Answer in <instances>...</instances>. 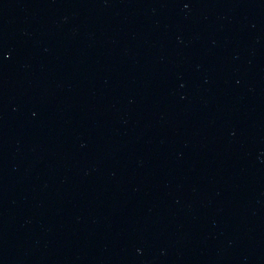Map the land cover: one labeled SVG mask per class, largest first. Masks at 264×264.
I'll list each match as a JSON object with an SVG mask.
<instances>
[{
	"label": "water",
	"instance_id": "95a60500",
	"mask_svg": "<svg viewBox=\"0 0 264 264\" xmlns=\"http://www.w3.org/2000/svg\"><path fill=\"white\" fill-rule=\"evenodd\" d=\"M0 264H264V0H0Z\"/></svg>",
	"mask_w": 264,
	"mask_h": 264
}]
</instances>
